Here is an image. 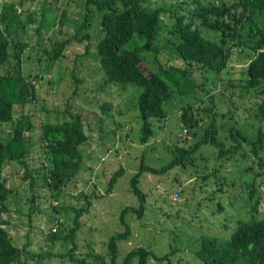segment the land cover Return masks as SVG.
<instances>
[{
    "label": "trees",
    "instance_id": "16d2710c",
    "mask_svg": "<svg viewBox=\"0 0 264 264\" xmlns=\"http://www.w3.org/2000/svg\"><path fill=\"white\" fill-rule=\"evenodd\" d=\"M62 1L65 2L63 5L71 2L77 5L78 19L68 16L67 9L60 4ZM143 2L144 0L1 1L0 124H10L11 136L5 141L0 139V213L8 212L6 201L11 193V188L2 175V167L8 162H15L28 170L26 159L33 147L32 141L36 136L34 131L38 132V141L41 142L38 149L41 163L33 170V174L26 172L24 178L31 180V191L37 184L36 181L37 185L47 188L56 201L53 205L56 211L61 210L57 201L66 184L72 183L84 169L81 146L90 136L85 132L80 112L72 113L66 109L68 118L58 120L56 116L54 121L44 123L35 121L30 111H21L13 118L16 105L24 108L33 104L36 106L37 102L35 80L39 76L23 73L21 68L28 40L35 36V44H40L44 41V33L54 26L61 28L68 23L74 25V33L65 38H49V48L42 49L45 58L57 60L73 42L90 40L87 31L81 33L83 28L86 29L91 24L100 27L95 50L102 76L101 87L111 83L125 86L130 84L139 89L136 118L140 121L141 144L147 143L154 136V131L162 128L158 122L165 120L167 116L165 103L172 102L177 96L184 102L177 120L187 130L186 134L191 132L193 140L190 142L184 138V143H188L187 147L174 143L169 151L173 154L171 161L160 169L145 165L141 158L139 171L130 179V190L140 201L143 194L137 183L142 172L160 173L174 166L183 167L192 161L193 153L201 144L213 145L220 156L227 152L241 154L240 150L246 145L257 155L258 165L264 168V158L259 155L264 148L261 130L256 139L248 140L235 128L237 125L234 121L238 116L236 112L242 109L236 97L247 102L257 96L261 99L257 105V115L254 113L253 116L262 121L264 128V0H209L205 5L200 0H191L190 8L182 14L162 6L149 8ZM165 10L170 12V22L161 19ZM28 30L32 33H27ZM164 30L171 35L170 41L159 45ZM167 44L173 46L169 47V53H173L174 59L162 62L160 53L168 48ZM85 49L87 52V45ZM234 53L245 54L246 66L240 71L242 77H228L224 81L232 73L231 59ZM216 97H219V102L224 103L216 102ZM100 107L106 118L115 121L112 105L104 102ZM220 122L223 128L229 126L228 138L232 143L226 149L218 137ZM122 125L117 121L115 127L121 129ZM99 137L102 139L100 134ZM248 153L246 151V155ZM104 158L100 157V160L103 161ZM122 173L123 168L120 167L110 175L106 193H111ZM90 177L92 188H96L95 178ZM246 188L248 195L252 197L256 192L254 183H247ZM86 192L82 190L73 196L81 198L83 202L78 208L70 207L74 212L72 225L62 229L63 225L56 224L58 221L55 220L58 227L49 229L45 235L50 244H69L67 250L55 256L63 260L67 258L71 264H148L150 259L162 262L168 257V254L156 256L150 249L141 246L128 251L121 258L118 257L117 241L127 240L131 235L125 220L130 207L121 210L119 221L123 230L109 237L104 244L105 252L89 251L77 255L75 239L81 226V214L89 210L91 199L99 196L93 189ZM30 200L34 201V194ZM218 208H221L220 204ZM255 208L256 205L253 213ZM136 211L139 215L142 207ZM253 213L245 221H238L236 230L227 238L201 235L194 252L196 260L200 264H264V219L253 217ZM8 225L7 220L0 218V264H44L46 258L53 256L49 252L34 253L29 248L28 241L17 245L9 233Z\"/></svg>",
    "mask_w": 264,
    "mask_h": 264
},
{
    "label": "rangeland",
    "instance_id": "374dc122",
    "mask_svg": "<svg viewBox=\"0 0 264 264\" xmlns=\"http://www.w3.org/2000/svg\"><path fill=\"white\" fill-rule=\"evenodd\" d=\"M200 1L205 5L209 0ZM64 3L62 1L60 4L67 9L68 16L78 19L77 5L72 2L63 5ZM143 4L149 8L162 6L182 14L190 8L191 0H144ZM167 10L162 13L161 19L164 22L172 20ZM99 29L96 24L83 28L81 33L87 31L90 40L73 42L55 61L47 60L42 49L49 48V38H65L73 34L75 28L72 23L61 28L54 26L43 34L44 41L40 44H35V36L28 40L21 68L23 73L39 76L35 80L37 102L36 106L33 104L24 108L16 105L13 118L21 111H30L35 121L44 123L54 121L56 116L58 120L68 118L66 109L72 113L80 112L85 132L90 138L81 146L84 169L72 183L66 184L57 201L61 210L56 211L53 208L56 201L47 188L37 185L36 181L37 184L31 191V180L24 178L26 172L33 174V170L41 163V153L38 150L41 142L38 141V132L34 131L36 136L32 141L33 147L26 159L28 170L15 162H8L2 167V175L11 188V193L6 201L8 212L0 213V218L9 222V233L17 245L28 241L29 248L34 253L53 254L45 259L44 264H71L67 258L63 260L55 256L67 250L69 244H50L45 235L56 224L61 223L62 229L70 227L74 216L70 207L78 208L83 202L81 198L73 196L79 191L89 193L93 189L99 196L93 197L89 210L81 214V226L75 239L77 255L89 251L105 252L104 244L109 237L123 230L119 221L121 210L130 207L125 220L131 235L127 240L117 241L119 258L141 246L150 249L156 256L168 254L162 262L150 259L148 264H200L194 252L201 235L229 237L236 230L238 221H245L253 213L255 205L256 211L252 216L264 219V168L258 165L257 155L246 145L240 150L242 155L240 152H227L220 156L213 145L201 144L193 153L192 161L183 167L174 166L160 173L142 172L137 183L143 194L140 201L130 190V179L139 171L141 158L145 165L160 169L171 161L173 154L169 151L174 143L187 147L188 143H184V138L192 142L193 137L190 131L186 134L187 130L177 120L180 107L184 105L177 96L172 102L164 104L167 116L165 120L158 122L162 128L154 131V136L147 143L139 142L140 121L136 118L139 89L130 84L125 86L111 83L101 87L102 76L95 50ZM27 33L32 31L28 30ZM170 36L164 30L159 45L170 41ZM86 45L89 48L87 52ZM166 46L168 48L160 53L162 62L174 59L173 53H169V47L173 46ZM245 61L244 53H234L231 59L232 73L224 81L230 77H242L240 71L245 68ZM236 99L242 109L236 112L238 116L236 115L237 120L234 119L237 125L235 128L248 140L256 139L261 130L264 139L263 123L253 116L261 98L256 96L247 102L239 100V97ZM215 101L224 103L219 102V97ZM104 102L112 105L115 121L102 113L100 105ZM117 121L120 125L123 124L121 129L115 127ZM219 125L221 127V122ZM220 127L218 137L226 149L232 143L228 138L229 126L221 127L222 129ZM10 136V124H0V139L5 141ZM246 151H249L248 155ZM259 155L264 158V148ZM103 156L105 158L101 161L100 157ZM120 167L123 168L122 175L118 177L111 193H106L108 178ZM258 172L261 174H256ZM90 176L95 178L96 188H92ZM249 182L254 183L256 190L252 197L248 195L246 188ZM175 192L178 197L172 199ZM32 194L33 202L30 200ZM218 204L221 208H218ZM139 207H142V211L137 215L136 209ZM55 220L58 221L56 224Z\"/></svg>",
    "mask_w": 264,
    "mask_h": 264
},
{
    "label": "built area",
    "instance_id": "2783aa9c",
    "mask_svg": "<svg viewBox=\"0 0 264 264\" xmlns=\"http://www.w3.org/2000/svg\"><path fill=\"white\" fill-rule=\"evenodd\" d=\"M178 197V193L175 192L173 195H172V199H176Z\"/></svg>",
    "mask_w": 264,
    "mask_h": 264
}]
</instances>
